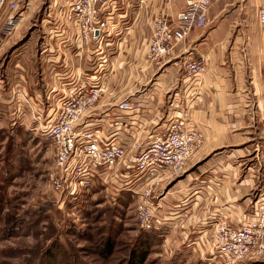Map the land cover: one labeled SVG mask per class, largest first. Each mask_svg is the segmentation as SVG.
<instances>
[{
  "label": "crops",
  "instance_id": "0c3cea01",
  "mask_svg": "<svg viewBox=\"0 0 264 264\" xmlns=\"http://www.w3.org/2000/svg\"><path fill=\"white\" fill-rule=\"evenodd\" d=\"M102 1L112 10L116 27L121 29L117 33L109 31L96 41L79 39L74 26L60 15L65 0H60L57 7L47 8L43 17L47 30L41 42L37 72L32 66L23 67L21 60L13 67L10 63V71H4L7 75H0V104L10 108L4 107L9 110V118L22 110L21 121L15 119V124L22 121L31 124L27 112L30 108L31 112L45 107L51 110L60 94L78 81L86 82L82 75L97 67L93 71L96 76L100 72L107 75L106 88L97 104L86 112L84 121H92L107 111L121 116L129 126L136 124V132H130L132 136L122 135L119 130L127 150L126 159L131 157L134 140L162 129L173 115L194 123L203 132L202 144L182 175L163 191L159 188L166 182H159L154 188V201L159 203L155 213L162 232L161 255L176 258L180 255L210 264L215 223L224 219L238 225L249 215V196L264 193L261 88L264 37L257 22L258 0H253L252 20L246 18L242 2L237 0L230 5L226 0H214L208 24L192 30L174 46L161 67L145 61L151 19L159 12L174 18L189 0H140L138 5L139 0ZM254 32L259 35L256 45ZM0 35H5L1 27ZM200 55L206 71L192 85L185 75L184 62ZM190 88H196L195 98L188 95ZM17 90L32 96L25 101L20 96V102L13 104L14 110L12 101L18 96ZM124 99L140 106L120 110L117 105ZM104 130L109 131L106 123ZM115 169L126 168L119 164ZM151 177L143 178L134 186L135 190L149 184Z\"/></svg>",
  "mask_w": 264,
  "mask_h": 264
},
{
  "label": "built area",
  "instance_id": "2783aa9c",
  "mask_svg": "<svg viewBox=\"0 0 264 264\" xmlns=\"http://www.w3.org/2000/svg\"><path fill=\"white\" fill-rule=\"evenodd\" d=\"M213 2L189 0L185 9L174 18L161 12L155 14L145 49L148 65L163 66L174 46L192 30L205 27ZM65 3L60 15L74 26L76 36L83 41H96L109 31L117 33L121 29L116 27L114 13L102 0H65ZM139 3L140 0L136 5ZM17 6L14 0H0V27L4 34H9L15 24ZM50 8L49 5L48 10ZM257 22L264 37V0H258ZM94 68L97 67L87 69V73L82 75L86 82L78 81L66 93L60 94L51 110L45 107L32 112L30 130L39 132L43 141L52 148V191L62 198H76L94 179L99 178L105 191H131L139 227L146 232L160 231V219L155 213L159 203L154 201L153 186L160 180H171L184 172L188 161L202 144L203 132L194 123L173 115L162 129L134 140L130 146L131 157L126 159L122 135L132 136L130 132H136V124L129 126L121 116L107 111L92 121H84L86 112L97 104L106 88L107 75L99 71L96 76ZM184 69L193 85L206 71L205 60L201 55L190 58L184 62ZM103 70L105 72L106 67ZM261 88L264 134V61ZM195 90L188 89V95L195 98L198 95ZM15 94L25 96L19 90ZM139 106L138 102L132 103L127 99L117 105L124 111ZM105 123L109 127L107 132ZM117 125L120 129L116 128ZM119 130L122 131L121 137ZM119 164L126 169H115ZM148 176H152V183L136 191L134 186ZM248 204L249 215L244 216L238 225L224 219L215 223L208 257L210 264H242L248 258L256 260L264 255V193L250 195Z\"/></svg>",
  "mask_w": 264,
  "mask_h": 264
},
{
  "label": "rangeland",
  "instance_id": "374dc122",
  "mask_svg": "<svg viewBox=\"0 0 264 264\" xmlns=\"http://www.w3.org/2000/svg\"><path fill=\"white\" fill-rule=\"evenodd\" d=\"M14 1L18 5L14 11L15 24L9 34L0 35V75L6 76L7 72L4 71H10L8 65L12 63L13 67L19 60L21 65H25L23 67L32 66L36 74L41 42L47 30V25L43 26V17L48 6L57 7L60 0ZM236 1L226 0V3L232 5ZM238 1L245 4L246 18L252 20L254 1ZM245 10H241L242 16ZM148 21L150 25V19ZM252 35L256 45L255 39L259 35L256 32ZM24 95L16 96L12 105L20 102V96L22 100H30L32 96ZM4 107L10 109L7 104H0V264H41V254L51 235L58 237L68 251L73 252L75 260L69 259L67 264L120 262L127 252L123 245L131 243L143 232L137 223L135 198L131 191H105L98 178L76 198L59 197L51 188V175L54 172L52 148L43 141L39 132L30 130V123L22 121L23 124H13V117L21 121L22 110L9 118V110ZM12 108L15 110L16 106ZM27 112L31 117V108ZM175 178L158 181L157 184L166 182L163 187L159 184L158 187H162L159 189L165 190ZM157 184H154L153 189ZM126 192L129 193L123 196L127 200L126 204L120 209L116 196ZM112 217L115 218V224L121 226V232L116 235L118 240L114 253L109 260H105L97 252L95 238L99 233L97 228ZM84 233L90 238L79 237ZM160 246L161 243L147 255L144 264H207L203 260L182 258L180 255L177 258L161 255L163 251ZM242 264H264V255L256 260L248 258Z\"/></svg>",
  "mask_w": 264,
  "mask_h": 264
},
{
  "label": "trees",
  "instance_id": "16d2710c",
  "mask_svg": "<svg viewBox=\"0 0 264 264\" xmlns=\"http://www.w3.org/2000/svg\"><path fill=\"white\" fill-rule=\"evenodd\" d=\"M129 193H122L121 196H116L117 207L123 208L126 204L123 196ZM100 215V212H97ZM118 217V216H117ZM24 220L23 223H25ZM99 232L95 238L97 252L105 260H109L115 251V246L118 240L117 233L121 232V226L115 224V218H110L105 224L97 228ZM161 231L140 232L131 243H125L123 246L127 249L125 257L120 259V262L115 264H144L148 254L155 251V248L161 243ZM80 238L86 239L88 234L79 235ZM90 238V237H88ZM45 248L40 257L41 264H67L68 260H75L73 252L68 251L65 245L58 237L48 238ZM78 264V263H77ZM82 264V263H79Z\"/></svg>",
  "mask_w": 264,
  "mask_h": 264
}]
</instances>
